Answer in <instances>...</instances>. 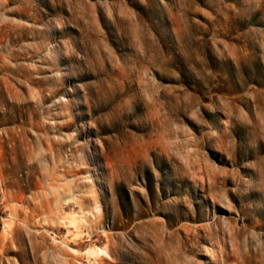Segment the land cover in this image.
Here are the masks:
<instances>
[{
  "label": "rangeland",
  "instance_id": "rangeland-1",
  "mask_svg": "<svg viewBox=\"0 0 264 264\" xmlns=\"http://www.w3.org/2000/svg\"><path fill=\"white\" fill-rule=\"evenodd\" d=\"M0 264H264V0H0Z\"/></svg>",
  "mask_w": 264,
  "mask_h": 264
},
{
  "label": "bare ground",
  "instance_id": "bare-ground-1",
  "mask_svg": "<svg viewBox=\"0 0 264 264\" xmlns=\"http://www.w3.org/2000/svg\"><path fill=\"white\" fill-rule=\"evenodd\" d=\"M95 251V250H94Z\"/></svg>",
  "mask_w": 264,
  "mask_h": 264
}]
</instances>
